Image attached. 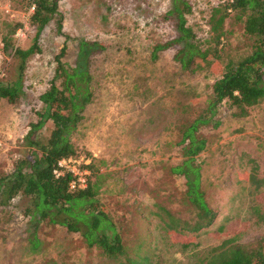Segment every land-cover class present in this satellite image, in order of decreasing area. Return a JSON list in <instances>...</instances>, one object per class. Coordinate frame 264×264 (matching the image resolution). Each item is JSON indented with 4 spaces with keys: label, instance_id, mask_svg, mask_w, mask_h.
<instances>
[{
    "label": "rangeland",
    "instance_id": "374dc122",
    "mask_svg": "<svg viewBox=\"0 0 264 264\" xmlns=\"http://www.w3.org/2000/svg\"><path fill=\"white\" fill-rule=\"evenodd\" d=\"M188 1L186 23L202 42L210 9L221 0ZM168 5V0H59L57 11L62 32L70 37L67 62L76 39L103 44L90 61L94 94L71 136L75 151L82 160L88 152L98 161L99 197L126 245H144L152 264H187L192 249L182 250V245L197 244L194 250L203 251L230 236L245 245L264 242V98L242 116L223 101L216 125L200 127L197 135L205 147L195 163L213 217L195 233L162 232L155 215L160 208L185 216L184 180L170 171L181 159L180 130L202 110L217 77L207 68L180 69L171 57L173 47L152 56L155 44L174 36L171 23L161 18ZM30 12L24 0H0V40L8 33L11 48L29 47L35 37ZM56 18L36 36L38 51L26 59L18 99L0 100V175L25 154L23 136L35 119L38 96L48 86L53 56L63 40L55 32ZM14 23L19 25L9 34ZM223 26V56L246 54L241 22L229 17ZM15 64L12 49L4 50L0 41L1 82L14 78ZM50 128L46 122L42 135ZM28 206L20 195L0 205V264H105L96 252L86 251L79 233L37 221ZM31 239L38 242L34 250Z\"/></svg>",
    "mask_w": 264,
    "mask_h": 264
},
{
    "label": "trees",
    "instance_id": "16d2710c",
    "mask_svg": "<svg viewBox=\"0 0 264 264\" xmlns=\"http://www.w3.org/2000/svg\"><path fill=\"white\" fill-rule=\"evenodd\" d=\"M58 1L24 0L27 8L33 4L29 23L35 28V37L29 47L11 48L8 33L0 40L2 48L12 49V56L16 59L14 78L0 81V100L15 102L21 93L26 59L38 51L36 36L40 30L57 17L54 20L55 32L63 38L53 56L52 77L38 96L40 107L35 110V119L28 123L23 136L25 154L14 162L9 173L0 175V205H6L18 195L26 198L29 215L37 221L45 220L63 226L69 232L79 233L86 251L96 252L98 259L105 264H152L150 253L141 249L144 245L137 244L134 248L126 245L102 203L98 161L91 154L85 152L77 166L88 171L83 187H69L74 176L68 170L63 169L58 176L52 172L59 160L78 159L80 156L71 143V136L84 116L86 105L93 100L91 58L103 50L101 42L80 38L75 41L72 60L67 62L64 59L70 37L62 32ZM168 1V8L161 18L171 23L174 36L155 44L152 56L173 47L175 50L171 57L180 69L207 68L217 73L202 110L180 130L181 159L170 167L171 173L182 176L184 180L185 216L170 213L164 208L155 214L159 218V228L166 234L195 233L209 224L214 214L204 199L200 170L195 163L196 155L205 147V139L197 135L198 130L208 124L216 125L214 117L223 101L235 107L242 116L248 107L264 98V0H221L212 6L207 19V37L202 42L197 40L186 23V15L191 13L189 1ZM229 17L241 22L242 32L248 41V52L236 59L223 56V23ZM18 25L12 24L9 34ZM46 122L51 128L43 136L41 130ZM253 210L260 218L259 208ZM37 245V240H29L30 249L34 250ZM196 247L197 244L182 245V250L192 249L187 264H264V242L245 245L230 236L203 251L194 250Z\"/></svg>",
    "mask_w": 264,
    "mask_h": 264
},
{
    "label": "built area",
    "instance_id": "2783aa9c",
    "mask_svg": "<svg viewBox=\"0 0 264 264\" xmlns=\"http://www.w3.org/2000/svg\"><path fill=\"white\" fill-rule=\"evenodd\" d=\"M33 9V4H30L28 6V10L32 11ZM82 158L79 159H61L57 162V167L53 169V174L55 176H58L62 173V170H68L69 172L72 173L74 176V179H72L69 182V187L70 188H75V187H83L85 185V175L88 173L86 169H79L77 166L81 162ZM87 161H84L86 163Z\"/></svg>",
    "mask_w": 264,
    "mask_h": 264
}]
</instances>
